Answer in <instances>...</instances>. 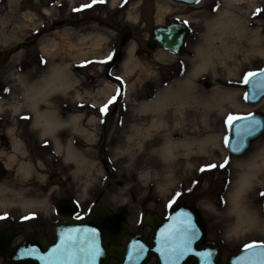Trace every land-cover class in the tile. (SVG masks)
<instances>
[{"label":"rangeland","instance_id":"obj_1","mask_svg":"<svg viewBox=\"0 0 264 264\" xmlns=\"http://www.w3.org/2000/svg\"><path fill=\"white\" fill-rule=\"evenodd\" d=\"M4 1L8 4L0 10V16L12 9L14 0ZM90 1L77 0L83 5H88ZM96 2L102 21L132 29L131 39L111 66L112 76L119 77L124 90L117 99L114 114L108 117L106 134L98 139L102 132L101 119L109 114L111 104L103 114L100 109L117 95L120 84L106 79L104 74L109 57L115 51V34L113 28L101 24L95 33L89 29L86 35H101L100 47L92 45L94 39L78 46V49L83 48L88 52V55H84L85 59L89 56L97 58L94 61L99 64V70H95L100 78L98 83L86 81L83 89L70 85L68 90L58 79L47 84V77L55 67L52 63L43 70H37L36 74L32 68H26L21 77V82H25L20 89L21 111L35 106V110L51 111L56 116V113H61L63 104L67 103L69 112L78 105L80 112H85L89 119L82 123L78 120L79 128L82 127L84 131V143L78 142L77 150L86 161L78 162L67 156L65 149L63 161L67 164L64 168L53 167L49 170L48 164L59 161L61 157L44 149L38 150L35 163L40 167L26 170L22 168L26 164L22 163L21 168L18 167V174V170L11 169L9 178L0 182V216L5 213L22 216L36 214L44 218L52 212L58 198H74L80 209L85 210L102 191V200L135 228L143 209L162 213L177 200L188 201L192 202L206 222L207 239L215 241L222 248L219 264H224L229 252L244 243L264 239V215L260 209V200L264 196V162L260 168L254 169L255 175H252L248 185H244L239 196V206L244 208L247 216L242 222L237 218L238 209L231 203V195L241 171L240 163L256 158L264 150V134L241 156H230L225 146V137L229 134L225 120L229 115L237 117L264 108V98L255 105L245 100L246 85L243 83L245 74L264 69V53L259 50L247 54L237 52L229 58L220 49V56L214 57L205 69L195 76H192V71L199 61L197 49L204 44L206 21L223 8L234 11L247 22V38H252L253 31L257 30L259 40L256 47L264 49V0H254L253 3L248 0H198L194 4L172 0ZM156 4H161L167 11L159 15ZM257 9L261 11L257 12ZM24 18L27 20L29 15L26 14ZM171 21L182 22L187 27L178 51L171 52L159 47L149 50L145 43L151 28ZM72 40L71 35L60 36L56 42L59 49H54V54H67ZM131 44L135 46L132 61L137 65L127 75L118 74L121 59ZM247 45V39H242V46ZM98 50L101 51L100 55H97ZM35 77L37 82L30 83ZM187 77L191 80L190 86L182 87L177 92V80ZM204 82L209 83L207 87ZM170 89L174 90L173 93L168 92ZM158 93L167 95L166 104L159 109H145L143 103ZM8 94L9 97L0 100V113L9 114L17 110L13 89ZM64 96H68L67 101ZM58 128L62 132L66 130L64 126L55 127V133H62L57 131ZM47 132L46 135H50V131ZM211 135H218L217 144L211 141L199 143ZM165 138L191 139L195 142L190 149L177 147L173 156H167L160 151ZM100 145L102 152H98ZM100 156L116 170L121 185L114 182L104 190L106 173ZM12 163L9 161L10 165ZM222 164L224 166L220 167Z\"/></svg>","mask_w":264,"mask_h":264},{"label":"flooded vegetation","instance_id":"obj_2","mask_svg":"<svg viewBox=\"0 0 264 264\" xmlns=\"http://www.w3.org/2000/svg\"><path fill=\"white\" fill-rule=\"evenodd\" d=\"M2 2L3 0L0 1V10L6 8L5 4H8V2L6 1H4L5 3ZM89 4L91 5V7H84V5L77 2V0H14L12 3V9L9 8L6 13L4 12L5 15L0 16V31H3L2 33L0 32V59H2L0 64V100L4 99L5 97H9L8 93H10V89H13V97L17 98L16 103L18 105L15 112L9 114L0 113V176H2V178H0V182L7 180L10 175V170H18L19 165L22 163L31 168L40 167L38 163H35V156L36 154H38V150L44 149L48 153L55 155L59 154V156L61 157L59 161L48 164L49 170L53 167L64 168V165L67 164L65 161H63L65 147L70 144L71 147L77 149L79 147L78 142L84 143V137L83 134H81V132L84 133V131L82 127L79 128V121L80 123H82V121H86V118L88 117L86 116L85 112H80L81 108H79V105L78 107L71 108L69 112V106L67 105V103L63 104L61 113H56V116L63 120H68L73 116H77L79 121H77L76 124L70 122L62 125L66 127V130H63V132L61 128L57 129V131L60 130L59 132H62L64 134H60L57 132L55 133L53 131L52 133H50V135H46V133L48 132L42 129V124H37L36 122L37 119L35 115V106H30L27 111H21L22 104H20V99L22 97L20 89L22 84L24 85L25 83L21 82V77L26 68H28L29 70L32 68V71L34 72V74H36L37 70H43L47 68L50 63L63 67L64 74L62 75V77L65 79V81L67 80L71 84V87L83 89L84 83L86 81L90 84H93L95 82L98 83L100 78L98 74L95 73V70H99V64L94 61L97 58L94 56H89L88 59H85L84 55H81V48L78 49V46L80 44L82 45V41H80L79 39L80 36L88 35L90 32L89 29L93 30L92 32L95 33L96 29H98L101 24H103V26L106 25L114 29L115 51H113L112 56H110L111 59L105 69L104 74L106 79H115V77L112 76L111 66L114 62H116V57L119 56L121 50L123 49L122 48L118 50L116 45V38L120 32V29L124 28L125 26H116L113 23H108L104 20L102 21L99 16V4H97V2H93L92 0L89 2ZM26 14L29 15V18L27 20L24 18ZM63 35H66L67 37L71 35L73 38L71 44L69 43L71 45V49H68L67 54L61 55L56 53L53 55H48L43 51L42 46L53 45L57 42V39ZM19 36L23 37L21 39H17V37ZM4 37H7V39H5ZM90 58H92V60ZM13 59H15L14 62ZM85 74H87V76ZM36 82V77L34 79H31L30 81V83ZM64 87L66 90L70 88V86ZM64 99L67 101L68 96H64ZM117 99L118 98H116V101L111 104L109 114L105 118L101 119L102 132L99 135V140L106 134L108 117L114 114L112 113V109L113 107H117ZM77 101L79 102L80 100L77 99ZM259 111L264 112V108ZM6 122L8 125L6 124ZM58 143L60 145L59 150L56 149V145ZM251 146L252 145H250V148ZM98 150V152H102L103 149L101 145L100 149L98 148ZM31 155L34 157L33 161H31ZM101 159L104 158L101 157ZM9 161H12L13 163L10 165ZM106 163L108 164L110 170L113 169V167L110 166L107 160ZM19 172L20 170L17 171V174ZM53 180H57V182L60 181L59 178H53ZM108 181V175L106 173L105 184L103 187L104 190H106L112 184V182L108 184ZM101 192H99L97 196ZM263 198L264 196L260 200L261 212ZM58 199L76 201L74 198ZM57 200L55 201V203L57 202ZM186 202L192 205V202ZM55 203L52 212L50 214H46L44 218H40L36 214H27L23 216L10 215L7 213L1 214L0 231L5 230L6 228L13 229L12 234H10V236L8 237L7 247L16 248L19 245L23 244L28 236L32 235L35 237L39 236V238L43 239V243L54 242V225L57 222L66 219L67 217L76 219L81 217L82 215H85L92 204L91 203L87 209L82 210L77 203V211L75 213L66 215L58 211ZM170 205H168L165 211H163L162 213H159L156 210L152 209L146 210L149 211L150 214L156 213L158 218L163 220L169 214ZM112 212L116 216H118L114 211ZM199 214L202 218L200 212ZM202 220L204 222L205 228V234L202 242L213 241L207 239L206 222L203 218ZM131 230H133L131 231V233L122 236V245H124L125 242L134 234H140L144 238H149V234L153 229L148 223H143L141 225L139 218L136 227L134 228L133 226H131ZM65 236L66 242H63V244L68 245L67 243L70 242L69 239L76 237V234L66 233ZM251 244H264V239L244 243L234 251L242 249L246 245ZM79 252V250H73L65 251L64 253H62L68 256L69 253L77 254ZM35 254L36 255L33 256L32 260L38 261V257H40L43 252L38 251ZM49 254L51 256L46 258L47 262H52V254L54 253L49 252ZM57 254L58 252H55L54 256H57ZM117 261L118 260L115 256L109 254L107 262L105 264H118ZM0 264L13 263L7 261L5 256H2V254H0ZM143 264H156V257L150 254L146 258V261L143 262ZM186 264L192 263L190 260H188Z\"/></svg>","mask_w":264,"mask_h":264},{"label":"water","instance_id":"obj_3","mask_svg":"<svg viewBox=\"0 0 264 264\" xmlns=\"http://www.w3.org/2000/svg\"><path fill=\"white\" fill-rule=\"evenodd\" d=\"M179 3L194 4L198 0H173ZM187 27L179 21L156 24L150 30L145 46L149 50L160 47L164 50L176 52L180 48ZM132 37L129 27L120 29L116 38L118 50L122 49ZM0 59V64H1ZM255 76L250 77L246 85L245 99L248 103L257 104L264 98V69L254 71ZM113 80V79H112ZM208 82H204L207 87ZM120 93L123 90L119 86ZM247 97V98H246ZM115 107L112 113L115 112ZM229 126L227 153L230 156L244 154L256 139L264 132V112L254 111L249 114L237 116ZM103 171L108 175L109 181L122 184L116 170L109 168L106 160L101 159ZM2 178V176H0ZM102 192L96 197L88 212L79 218H70L57 222L54 225L55 240L52 243H43L39 236H28L23 244L16 248H8L7 240L12 234V228L0 231V254L13 264H105L108 255L117 258L118 264H143L152 254L156 257V264H219L221 248L215 241L202 242L205 234L204 222L199 211L183 200L175 201L169 207V214L163 220L156 213L150 214L144 210L140 215V224L148 223L152 229L149 238L134 234L124 245L121 244L122 236L131 233V225L116 216L110 207L102 201ZM264 215V198L262 201ZM56 208L62 214L75 213L78 205L75 201L58 199ZM76 234L70 238L68 245L65 234ZM78 235V236H77ZM230 252L224 264H264V244H251ZM80 251L77 254L65 251ZM42 251L38 261L32 260L35 253ZM49 252L52 262L47 259ZM63 252V253H62Z\"/></svg>","mask_w":264,"mask_h":264},{"label":"bare ground","instance_id":"obj_4","mask_svg":"<svg viewBox=\"0 0 264 264\" xmlns=\"http://www.w3.org/2000/svg\"><path fill=\"white\" fill-rule=\"evenodd\" d=\"M115 1V0H112ZM238 1H247V0H238ZM248 1H253L254 0H248ZM175 2V1H174ZM157 9L159 12V15H163L167 11L166 8L161 6V4H156ZM206 31L204 33V44L200 46L197 49V56H198V63L194 67L192 71V76H195L198 74L199 71H202L205 69V67L209 64L212 63L214 57H219L220 53L223 52L229 56V58L234 57L237 52H243L244 54L254 52L256 50H259L260 52L264 53V49L261 48L259 49L256 47L259 37L257 30L253 31V37L252 38H247L246 37V31H247V22L241 18L239 14H236L234 11L230 9H220L217 14L206 21ZM91 36V37H90ZM89 37L87 36H80L79 39L82 41V45L86 44V40H93V46H99L101 44V38L99 34L96 35H90ZM7 39V37H4ZM12 38V37H9ZM242 39H247L248 45L243 47L242 46ZM134 47L133 44L129 45L126 55L121 59L120 63V69L117 71L118 74L121 75H127L128 73L133 72L134 68L136 67V63L132 61L133 59V52H134ZM98 48V47H97ZM43 51L48 54V55H53L54 54V49H59L54 43L51 46H42ZM61 49V47H60ZM221 49V50H220ZM81 55H88V52L81 48ZM101 51H97V55H100ZM223 55V54H222ZM237 66V65H236ZM235 66V67H236ZM63 67L60 65L52 68V72L50 75L47 77V84L52 83L55 81V79H58L59 82L66 87H69L71 84L62 77L64 74L63 72ZM110 81H108L109 83ZM107 83V85H108ZM113 84V83H112ZM191 80L189 77L182 79V80H177L176 85L177 86V92H179V89L182 87H188L190 86ZM110 85V84H109ZM37 88L38 86L34 87ZM35 91V90H34ZM174 90L170 89L168 92L173 93ZM36 93V92H35ZM167 102V95L166 94H161L158 93L156 94V97H154L151 100L145 101L143 103L145 109L149 110H154V109H159L161 108L164 104ZM35 115L37 119V123H41L42 126L44 127V130L50 131L52 133L55 129V127H60L64 124L67 123H73L76 124L78 121L77 116H73L69 118L68 120L65 119H60L55 116V114L51 111H39L35 110ZM39 119V120H38ZM42 120V121H41ZM157 123V122H153ZM159 124V123H158ZM83 134V132H81ZM208 141H211L215 144L219 141L218 135H211L206 137L204 140L199 141V143H206ZM195 142V141H194ZM191 139H184V140H172V139H167L165 138L164 142L162 143V146L160 148V151L163 153V155H174V149L177 147H183L186 150L191 148L192 143ZM198 143V142H197ZM56 149L59 150L60 145L59 143L56 145ZM66 149V155L70 156L72 158H75L78 162H84L86 159H84V155H82L76 148L71 147V145H67L65 147ZM263 160V161H262ZM264 162V150H261L260 153L256 156V158L253 159H248L245 160L244 162L240 163L241 171L240 174L237 177V185L235 190L233 191L231 195V203L234 208L238 209V221L242 222L247 216L245 215L244 208L240 207V201H239V196L241 192L244 189V185H248L251 182V177L252 175H255L253 173L254 169L260 168L261 165ZM21 168V166L19 165ZM23 169L29 170V166H22ZM109 180V178H108ZM33 202V201H30ZM35 202V201H34Z\"/></svg>","mask_w":264,"mask_h":264},{"label":"snow or ice","instance_id":"obj_5","mask_svg":"<svg viewBox=\"0 0 264 264\" xmlns=\"http://www.w3.org/2000/svg\"><path fill=\"white\" fill-rule=\"evenodd\" d=\"M93 2H96V0H93ZM84 7H91V5L90 4L89 5H84ZM260 11H261L260 9H257V12H260ZM109 59H111V57H109ZM255 75H256V73H247V74H245L243 83H245V84L249 83L250 77H253ZM117 79H119V77H117ZM119 94H120V89L117 88V95H119ZM115 101H116V96H113L111 99H109L108 103L105 104L103 107H101V109H100L101 114L105 113L107 108H108V105L114 103ZM239 119H242V118L241 117H234V116L229 115L227 117V119L225 120V124L228 125V126H231L234 121L239 120ZM228 143H229L228 142V138L225 137V146H228ZM225 163H227V161H225ZM219 166L223 167L224 165L222 164V165H219ZM209 167H216V165H210ZM177 195H179V193H177ZM262 195H264V193H262ZM246 247H252V245H246Z\"/></svg>","mask_w":264,"mask_h":264}]
</instances>
